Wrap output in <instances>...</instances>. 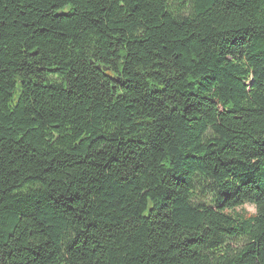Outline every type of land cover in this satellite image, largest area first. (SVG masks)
<instances>
[{
  "label": "trees",
  "instance_id": "obj_1",
  "mask_svg": "<svg viewBox=\"0 0 264 264\" xmlns=\"http://www.w3.org/2000/svg\"><path fill=\"white\" fill-rule=\"evenodd\" d=\"M0 264H264V0H0Z\"/></svg>",
  "mask_w": 264,
  "mask_h": 264
},
{
  "label": "rangeland",
  "instance_id": "obj_2",
  "mask_svg": "<svg viewBox=\"0 0 264 264\" xmlns=\"http://www.w3.org/2000/svg\"><path fill=\"white\" fill-rule=\"evenodd\" d=\"M244 210H246L248 213L252 212V208L250 205L238 209L239 212H242Z\"/></svg>",
  "mask_w": 264,
  "mask_h": 264
},
{
  "label": "clouds",
  "instance_id": "obj_3",
  "mask_svg": "<svg viewBox=\"0 0 264 264\" xmlns=\"http://www.w3.org/2000/svg\"><path fill=\"white\" fill-rule=\"evenodd\" d=\"M252 212L249 213V216L255 215L257 211V206L255 204L251 205Z\"/></svg>",
  "mask_w": 264,
  "mask_h": 264
}]
</instances>
